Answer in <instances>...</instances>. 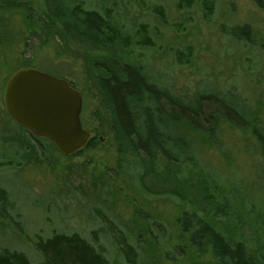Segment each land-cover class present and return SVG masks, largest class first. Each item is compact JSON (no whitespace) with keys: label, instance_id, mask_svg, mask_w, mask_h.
Listing matches in <instances>:
<instances>
[{"label":"rangeland","instance_id":"374dc122","mask_svg":"<svg viewBox=\"0 0 264 264\" xmlns=\"http://www.w3.org/2000/svg\"><path fill=\"white\" fill-rule=\"evenodd\" d=\"M203 1L192 9H179L178 0H58V5L68 13L84 2L109 17L121 33L116 49L124 60L168 76L177 94L190 98L207 85L240 94L264 126V0L262 6L255 0H208L214 11L209 17ZM245 25L254 32L251 43L225 34L226 28ZM61 26L45 0H0V187L9 197L6 217L0 215V251L23 252L36 264L39 237L77 233L102 250L108 264H129L122 251L127 243L136 264H218L211 253L192 248L182 232L179 218L191 207L149 193L152 187L184 192L229 242L264 255V160L251 132L223 123L217 146L184 127L209 172L121 155L93 80L92 63L106 53L63 39ZM145 38L152 46L140 44ZM22 69L78 85L100 115L88 149L64 156L54 144L37 142L42 138L8 114L6 87ZM219 208L227 216L218 215Z\"/></svg>","mask_w":264,"mask_h":264},{"label":"trees","instance_id":"16d2710c","mask_svg":"<svg viewBox=\"0 0 264 264\" xmlns=\"http://www.w3.org/2000/svg\"><path fill=\"white\" fill-rule=\"evenodd\" d=\"M198 2L201 0H178L177 5L179 9H192ZM255 2L262 6V0ZM45 4L51 16L60 20L63 28L60 36L63 39H69L84 51L106 53L92 63L93 80L102 96L106 125L121 155L145 159L153 166L165 163L209 172L210 169L207 166L204 168L198 157L196 144L183 133V128L201 133L209 143L219 146V130L226 123L241 132H251L259 143L264 160V126L259 124L255 109L240 94L222 91L211 85L196 91L190 98L186 94H177L168 76L145 64L124 60L116 49L122 40L121 33L109 17L88 9L84 2L76 3L68 13L59 7L58 0H45ZM202 7L207 17L213 14L211 1H203ZM27 11L31 19L32 9L28 7ZM158 14L165 18L161 8ZM225 34L241 42H253L254 32L247 25L226 28ZM140 44L152 46L147 38ZM124 47L128 46L125 44ZM68 81L79 90L76 83ZM80 118L85 130L97 132L100 115L89 107L84 97ZM35 139L39 143H51L43 138ZM93 141L91 137L88 144L74 155L88 149ZM151 188H146L149 193L169 195L173 200L191 207L184 210L179 225L191 247L199 254L211 253L218 264H264V255L250 254L243 242H229L209 222L206 210L196 209L198 205L188 200L184 192L175 188L158 191ZM8 199V193L0 187L2 217H6L3 206ZM218 211V215L227 216L226 208H219ZM35 249L41 258L36 264H108L104 252L77 233H57L47 239L39 237ZM122 251L129 264H136L133 247L127 243ZM0 264L33 263L23 252L4 249L0 251Z\"/></svg>","mask_w":264,"mask_h":264},{"label":"water","instance_id":"95a60500","mask_svg":"<svg viewBox=\"0 0 264 264\" xmlns=\"http://www.w3.org/2000/svg\"><path fill=\"white\" fill-rule=\"evenodd\" d=\"M5 105L22 128L50 141L64 156L76 154L91 138L80 118L83 95L66 79L22 69L8 81Z\"/></svg>","mask_w":264,"mask_h":264}]
</instances>
